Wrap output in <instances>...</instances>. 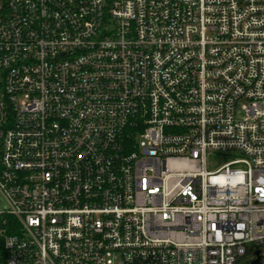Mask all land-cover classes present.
<instances>
[{"label": "built area", "instance_id": "built-area-1", "mask_svg": "<svg viewBox=\"0 0 264 264\" xmlns=\"http://www.w3.org/2000/svg\"><path fill=\"white\" fill-rule=\"evenodd\" d=\"M0 195V264H264V0H0Z\"/></svg>", "mask_w": 264, "mask_h": 264}, {"label": "rangeland", "instance_id": "rangeland-1", "mask_svg": "<svg viewBox=\"0 0 264 264\" xmlns=\"http://www.w3.org/2000/svg\"><path fill=\"white\" fill-rule=\"evenodd\" d=\"M228 160H230V157L226 155H219V154L210 155L208 159V168L209 170H216ZM3 207H4V200L3 198H1L0 195V208ZM250 248L253 250L255 249V247H253L252 245L250 246ZM253 250L252 251L250 250L247 256L241 258L237 264H251L252 260L254 259Z\"/></svg>", "mask_w": 264, "mask_h": 264}, {"label": "water", "instance_id": "water-1", "mask_svg": "<svg viewBox=\"0 0 264 264\" xmlns=\"http://www.w3.org/2000/svg\"><path fill=\"white\" fill-rule=\"evenodd\" d=\"M259 260L255 261L254 264H258Z\"/></svg>", "mask_w": 264, "mask_h": 264}]
</instances>
